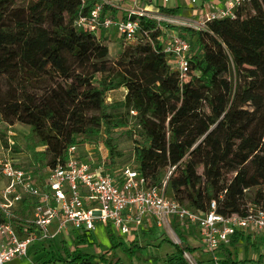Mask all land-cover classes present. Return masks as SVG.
<instances>
[{"label":"trees","instance_id":"16d2710c","mask_svg":"<svg viewBox=\"0 0 264 264\" xmlns=\"http://www.w3.org/2000/svg\"><path fill=\"white\" fill-rule=\"evenodd\" d=\"M22 1L26 18L9 23L16 0H0V124L29 128L24 146L34 152L31 172L64 160L70 147L81 145L80 137L100 133L113 165L112 133L127 127L123 111H134L140 137L133 149L134 169L148 187L161 188L171 172L169 196L192 211L207 212L215 202L218 214L243 217L264 206V132L259 143L246 130L264 117V0H249L235 18L207 22L203 29L167 26L190 45L185 79L163 52L161 22L131 16L149 36H137L127 46L122 40L123 51L110 62L103 41L74 25L97 0ZM179 9L157 7L165 17L177 16ZM107 12L116 14L104 6ZM120 88L126 90L124 99L107 104L106 94ZM20 150L13 146L14 153ZM179 226L174 223L173 229L184 244ZM69 238L73 248L61 239L34 243L28 259L34 264H123L115 255L85 252L91 235ZM241 242L250 243V237L237 234L229 247ZM174 246L165 262L188 264L184 253L194 249ZM229 247L219 252L222 264L233 261ZM133 248L127 250L130 257L137 253Z\"/></svg>","mask_w":264,"mask_h":264},{"label":"built area","instance_id":"2783aa9c","mask_svg":"<svg viewBox=\"0 0 264 264\" xmlns=\"http://www.w3.org/2000/svg\"><path fill=\"white\" fill-rule=\"evenodd\" d=\"M165 7L171 0H132L125 10V19L115 18L103 7L116 8L110 0H97L86 16L75 21V27L94 34L115 30L123 42H133L137 36L147 37L133 15L150 18L139 4ZM249 0H227L222 8L203 15L194 29H203L207 22L235 18L239 6ZM195 4L196 0H190ZM197 14H201L198 12ZM159 29H161L158 26ZM163 52L169 56L180 79L188 73L190 45L179 34L162 40ZM136 116V112L131 111ZM5 157L0 159V264L16 259H28V250L36 242L55 240L61 235L88 234L98 226L115 228L122 236L134 237L144 224L153 220L156 227L167 228L169 221L195 226L204 253L211 264H222L219 252L229 247L237 234L250 240L264 239V206L248 210L245 216H223L216 212L215 202L207 212H195L172 199L167 181L161 188L148 187L147 181L134 169L125 167L118 178L79 157L77 146L67 150L64 160H57L43 173L18 167L9 158L15 145L8 139ZM178 223V224H179Z\"/></svg>","mask_w":264,"mask_h":264},{"label":"rangeland","instance_id":"374dc122","mask_svg":"<svg viewBox=\"0 0 264 264\" xmlns=\"http://www.w3.org/2000/svg\"><path fill=\"white\" fill-rule=\"evenodd\" d=\"M184 1V0H183ZM181 5L183 8L182 13H180L181 18H170L161 16L158 20L163 24L165 29H169L167 26H177V27H187L188 23L183 24L185 19L189 16L188 13L192 12H207L209 9L207 6L210 2H205L203 5L202 0H196L195 4H191L190 0H186V3ZM226 0H223L222 5H225ZM26 3L22 0H16L13 7L10 9L7 16L9 23L17 18H26ZM167 8L174 7V0L166 5ZM185 7V9H184ZM160 14V13H159ZM119 17V16H118ZM192 27V26H191ZM105 32V31H104ZM103 33L102 31L97 34L98 37ZM105 34V33H104ZM101 39V38H100ZM103 43L108 47V60L110 62H115L123 51L125 45L121 38L117 37V33L113 32V29L106 31V36L101 39ZM133 44L127 43V45ZM192 44V42L190 43ZM193 45V44H192ZM194 53L192 49L191 54ZM100 79V76L96 77V81ZM126 90L120 88L115 91H111L106 94L105 101L107 104L114 102H120L124 99ZM125 114L128 124L127 127L116 129L112 133V138L117 146L116 159L113 165H110V159L108 157V151L104 145V135L100 133L98 136H83L80 137L81 145L77 146V153L79 157L89 161L93 166H103L104 169L118 178L121 171L125 167L134 168V155L133 149L135 142L140 141L138 136V131L136 129V117L130 112L123 111ZM29 128L20 123H16L13 126H6L0 124V135H4V139L8 142L11 139L15 145H19L20 152L14 153L13 147L12 151L9 153V158H11L18 167L30 171L32 169L33 154L34 152L28 150L24 146V137L27 135ZM247 134L249 137L257 140L259 143L262 142V136L264 132V117L249 123L246 126ZM5 148L2 147L0 141V159H3L5 155L3 154ZM46 168H43L40 172L43 173ZM201 173V169L199 170ZM168 172H166L167 174ZM169 194V192H168ZM177 223L175 220L169 221V227L158 228L153 225L152 228L147 231L144 235L140 237L137 233L134 237L122 236L115 228H110L111 236H108V229L103 226H98L97 229L91 235V247H82V249L90 254H96L99 256H105L110 258L111 256H117L123 264H167L166 257L175 252V244L179 245L183 250L186 247L193 248V252H185L184 260L188 264H211L210 256L204 253V249L199 240L198 230L195 226L182 225L180 224V229L183 231L184 244L181 243L179 236L175 233L173 229V224ZM58 241L66 240L72 247L73 244L70 243V238L67 235H61L56 238ZM253 242L252 240H250ZM135 242V243H132ZM136 246L137 253L134 257H130L127 250ZM235 251L239 253V260H243L242 264H264V240L256 239L254 240V246L251 243L241 242L236 245ZM257 248H256V247ZM59 247V246H58ZM73 248V247H72ZM234 248L229 247V250L234 254ZM135 248H133L134 250ZM58 250V249H57ZM250 259L256 261L250 262ZM8 264H34L33 259H16Z\"/></svg>","mask_w":264,"mask_h":264},{"label":"crops","instance_id":"0c3cea01","mask_svg":"<svg viewBox=\"0 0 264 264\" xmlns=\"http://www.w3.org/2000/svg\"><path fill=\"white\" fill-rule=\"evenodd\" d=\"M110 1H113V3H115L117 6H116V8H113V9H115L116 10V14H115V16H113V17H117V18H122V19H124V17H125V10L127 9V8H130L131 6H132V0H110ZM182 1L183 0H174V7H179L180 9L178 10V15L177 16H172V17H170V18H181L180 17V13H182L183 11H182V9L181 8H183L181 5H183V3H182ZM203 2H202V4L201 5H203L205 2H210V3H206V4H209L208 6H207V8L209 9L207 12H202L201 11V14H197L198 12H192V13H188V15L187 16H189L188 18H186L185 19V21H184V23L183 24H186V23H188V25L189 24H191L192 26L193 25H196V24H198L200 21H202V19H203V15H205V14H208V13H210V12H213L216 8H222L223 7V5H222V2H223V0H202ZM205 1V2H204ZM184 3H186V0H184L183 1ZM226 2H227V0H226ZM139 6L141 7V8H143L144 10H146L148 13V15H149V17L151 18V19H154V20H156L157 22H159L160 23V21L158 20L161 16H163V15H161V14H159V12H158V10H157V7L158 6H153V5H147L144 1L143 2H141L140 4H139ZM183 6H185V5H183ZM204 6V5H203ZM184 9H185V7H184ZM202 13H204L203 15H202ZM112 15V14H111ZM119 16V17H118ZM161 29H160V31L162 32L161 33V36H160V40L162 41V40H164L166 37H168V36H171V35H176V34H178V32L177 31H172V30H170V29H165L164 27H163V25H158ZM187 27H189V26H187ZM103 33H101V35H99L100 37H98L99 39L101 38V39H103L105 36H106V31L104 32V31H102ZM113 32H116L115 30H113ZM105 33V34H104ZM117 33V32H116ZM117 37L118 38H120V36H119V34L117 33ZM148 221V223L146 222L145 224H144V226L137 232V235L140 237L141 235H144L147 231H149L151 228H152V226L153 225H155V223H154V221L153 220H147ZM105 228H107V229H110V227H108V226H104ZM259 239V238H258ZM261 240H264V239H262L261 238ZM250 243H251V245L252 246H254V240H253V242H251L250 241ZM244 244H245V242H244ZM256 247V246H255ZM257 248V247H256ZM240 259V257H239V253L238 252H236V253H234V254H232V263L231 264H242L243 262H245V261H243V260H239ZM253 260L252 259H250V262H252ZM234 262H236V263H234ZM254 262H256V261H253V263ZM247 264V263H246Z\"/></svg>","mask_w":264,"mask_h":264}]
</instances>
